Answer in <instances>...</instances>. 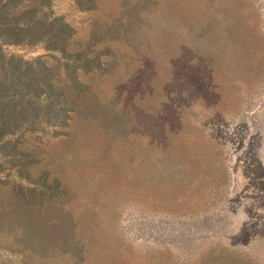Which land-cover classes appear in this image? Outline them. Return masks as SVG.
Wrapping results in <instances>:
<instances>
[{
  "label": "rangeland",
  "instance_id": "1",
  "mask_svg": "<svg viewBox=\"0 0 264 264\" xmlns=\"http://www.w3.org/2000/svg\"><path fill=\"white\" fill-rule=\"evenodd\" d=\"M254 2L264 25V0ZM124 8V0H98L87 11L72 0L52 5L74 27L76 42L87 40L94 20L118 22ZM150 18V25L138 24L148 38L136 42L121 33L96 46L116 51L122 81H132L140 92H162L160 78L172 74L169 58L175 50L184 52L175 77L177 119L157 143L148 140L142 104L122 89L115 108L134 109L122 130L105 133L96 118L80 114L69 127L26 133L19 139L21 156L11 146L0 149V209L9 206L3 190L27 183L15 173L20 160L32 172L60 174L76 193L64 207L72 212L67 233L81 256L27 247L28 264H199L211 252L216 264H228V254L240 263L250 257L264 264V84L229 109L226 102L243 91L228 87L220 70L212 72L204 57L188 50L198 25L185 18L183 7L169 5L166 15ZM5 51L28 60L45 54L38 46ZM5 219L0 264H21L20 227Z\"/></svg>",
  "mask_w": 264,
  "mask_h": 264
},
{
  "label": "trees",
  "instance_id": "2",
  "mask_svg": "<svg viewBox=\"0 0 264 264\" xmlns=\"http://www.w3.org/2000/svg\"><path fill=\"white\" fill-rule=\"evenodd\" d=\"M72 1L83 11L95 9L98 2ZM53 2L0 0V149L11 146L9 151L16 156L22 155L19 139L26 133L69 127L70 120L80 114L96 118V125L105 133L110 128L122 130L134 114L133 108L127 112L115 108L122 89L134 93L133 99L142 104L148 140L157 143L164 128H171L177 119L175 77L184 52L175 50L169 58L172 74L168 79L160 78L162 92H140L132 81H122L116 68V51L109 45L96 44L121 33L124 39L136 42L148 38L139 22L150 25L154 21L150 15H166L169 5H181L185 18L198 25L188 50L204 57L205 66L215 68L212 72L220 70L228 87L243 91V96L235 95L229 104L226 102L229 109L240 107L255 88L264 84V25L254 0H124V21L121 17L118 22L94 20L89 37L80 42L73 39L74 27L53 11ZM6 46H38L45 54L28 60L7 54ZM19 162L15 173L27 183H13L3 190L9 206L0 209V220L11 219L20 227L17 253L21 264H28L27 247L40 253L55 248L80 257L81 247L67 233L73 230L72 212L64 207L73 201L74 188L60 174L32 172L25 168L24 161ZM148 184L147 191L152 186ZM204 257L200 263L216 264L212 263V252ZM237 260L231 254L225 257L228 264L255 262L250 257L242 263Z\"/></svg>",
  "mask_w": 264,
  "mask_h": 264
}]
</instances>
